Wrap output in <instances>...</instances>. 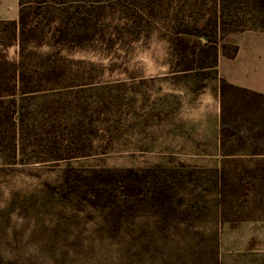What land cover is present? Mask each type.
<instances>
[{
    "label": "rangeland",
    "instance_id": "obj_1",
    "mask_svg": "<svg viewBox=\"0 0 264 264\" xmlns=\"http://www.w3.org/2000/svg\"><path fill=\"white\" fill-rule=\"evenodd\" d=\"M245 1L231 3L227 18L246 16ZM213 3L98 1L82 46L56 43L51 33L63 16L36 18L32 7L29 28L46 32L40 45L25 48L18 81L10 25L18 0L0 1L4 240L28 242L27 252L39 254L40 243L90 242L101 210L119 205L134 230L127 241L152 238L160 247L167 239L166 253L176 255L178 245L220 264H264V105L257 111L259 100L251 101L247 112L236 92L222 112L218 89L220 80L264 89V31H226L204 48L198 34ZM14 129L23 133L15 153ZM92 191L101 195L98 212Z\"/></svg>",
    "mask_w": 264,
    "mask_h": 264
},
{
    "label": "trees",
    "instance_id": "obj_2",
    "mask_svg": "<svg viewBox=\"0 0 264 264\" xmlns=\"http://www.w3.org/2000/svg\"><path fill=\"white\" fill-rule=\"evenodd\" d=\"M77 1L76 6H66L67 2L63 0H53L52 5L49 6L50 1L47 0H18L19 10L18 19L10 22L13 28V41L18 46V67L14 66V72L16 73L17 80L25 76L24 63L20 58L23 55L25 48L35 40L37 45L42 43L43 34H45L46 26H37L36 28H29L28 17L29 9L34 7V16L36 18L45 17L47 14L50 20L56 17L63 16L58 26L51 35L56 36L59 41L58 44H64V42H71L82 46L90 41L92 37L91 26L93 17L91 16V5L103 0H72ZM200 1V0H196ZM214 3L215 11L212 18L207 20L204 26L210 28L209 30H201L198 36L205 40L203 44L204 48L216 46L226 31L235 32L238 30H263L264 31V0H247L246 8L249 9L246 16H238L236 18H227V12L231 3H235L236 0H212ZM224 13V14H223ZM65 19V21H64ZM50 28V23L47 24ZM48 28V27H47ZM207 31V32H205ZM42 35V36H41ZM68 38L70 41H68ZM216 49V47H215ZM237 49L234 51V54ZM216 60V59H215ZM216 62V61H214ZM46 73H49V71ZM219 96L220 103L223 112V105L226 97L232 96L231 94L240 93L241 103L245 110L248 112L252 110L251 101L258 99L259 102L255 104L262 107L264 105V94L256 93L245 88H239L233 86L224 80L219 81ZM253 97V98H252ZM248 98V100L246 99ZM250 98V99H249ZM227 102V101H226ZM234 105L235 101L232 102ZM229 104V101H228ZM262 105V106H261ZM258 111L259 109L256 108ZM260 108V112H261ZM234 121V120H233ZM223 122V121H222ZM233 131L236 128L230 126ZM252 129H248L247 133H250ZM22 131L17 129L13 131V145L12 152L17 151V140L21 136ZM90 193L92 197L91 208L98 212V207L95 204V198L100 197L99 193ZM60 196H62V192ZM55 198L56 195H51ZM63 197V196H62ZM86 197V196H85ZM222 199V204L224 203ZM120 201V200H119ZM71 204V201H69ZM114 206V205H113ZM111 206H105L101 211L105 212V215L101 218L102 222H96L91 233L90 242H76L72 243L68 248L65 244H62L60 248L46 247L40 243L38 250L45 253H28L29 244L25 241L18 240H4L0 233V264H220V261L214 256L207 257L206 254L198 251L196 253H190L191 255H185L181 253V248L177 245L175 248L176 255L166 253L164 250L167 248L168 243H160V247L156 246V243L150 240L141 242L138 238L127 241L126 239L134 236V230L130 228L128 222H122L125 215L121 210L122 206H118V210ZM29 209V208H28ZM125 220H128L127 218ZM135 229V228H134ZM145 239V238H144ZM60 244V243H59ZM202 250L205 247L201 244ZM35 246V245H34ZM36 248H32L36 250ZM59 250L60 253H51L52 251ZM48 251L50 253H48Z\"/></svg>",
    "mask_w": 264,
    "mask_h": 264
},
{
    "label": "crops",
    "instance_id": "obj_3",
    "mask_svg": "<svg viewBox=\"0 0 264 264\" xmlns=\"http://www.w3.org/2000/svg\"><path fill=\"white\" fill-rule=\"evenodd\" d=\"M0 1L6 2L7 0H0ZM11 20H14V18H12ZM240 87H242V85H240ZM246 88L251 89L250 87H246ZM252 90L256 91L257 93L264 94V89H252Z\"/></svg>",
    "mask_w": 264,
    "mask_h": 264
}]
</instances>
